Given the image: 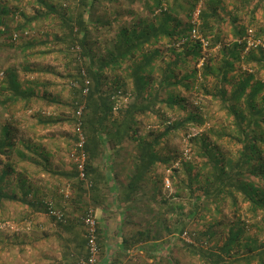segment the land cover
Returning <instances> with one entry per match:
<instances>
[{
  "label": "trees",
  "instance_id": "trees-1",
  "mask_svg": "<svg viewBox=\"0 0 264 264\" xmlns=\"http://www.w3.org/2000/svg\"><path fill=\"white\" fill-rule=\"evenodd\" d=\"M261 8L264 0H0V217L28 199L31 172L51 167L47 145L21 126L68 120L73 141L78 124L86 136L87 179L109 153L130 207L151 199L159 168L170 172L171 199L131 234L154 261L134 262L183 264L189 254L200 264H264V47H246L250 28L264 41ZM49 55L63 62L73 114L41 109L30 126L17 107L61 104L42 77L55 70ZM174 139L186 148H170Z\"/></svg>",
  "mask_w": 264,
  "mask_h": 264
},
{
  "label": "crops",
  "instance_id": "crops-1",
  "mask_svg": "<svg viewBox=\"0 0 264 264\" xmlns=\"http://www.w3.org/2000/svg\"><path fill=\"white\" fill-rule=\"evenodd\" d=\"M47 149L46 155L50 159L51 167L48 170L31 172L28 175V199L22 204L15 203L13 218L16 221H29L32 230L27 231L28 235L23 237V246L15 244L13 264H76L82 257L87 256L86 227L82 217L89 207L95 210L98 220L100 264H139L128 258L141 255L136 252L141 251V244L133 243L134 238L126 232L137 229L145 215H155L159 187L154 182L150 183L146 191L151 199H144L141 206L134 202V206L130 207V202H123L118 194L120 185L114 181L115 178L110 172V160L114 158H110L109 153H101V156L95 158V168L89 171V177L84 182L79 181L73 169L74 163L71 164L73 160L66 153L50 147ZM116 158L123 160L129 157L124 153ZM119 170L126 173L127 168ZM37 175L41 177L39 183L33 181ZM47 197L54 200V207L62 211L65 218L63 220L66 222L59 223L47 214L45 206L39 203L40 199ZM20 209H23V213H20ZM130 237L132 239L128 242ZM143 249L147 250L144 247Z\"/></svg>",
  "mask_w": 264,
  "mask_h": 264
},
{
  "label": "rangeland",
  "instance_id": "rangeland-1",
  "mask_svg": "<svg viewBox=\"0 0 264 264\" xmlns=\"http://www.w3.org/2000/svg\"><path fill=\"white\" fill-rule=\"evenodd\" d=\"M259 17H260V20L264 19V9L263 8L260 9ZM47 30L50 31V28H47ZM37 34L38 35L42 34V32L37 33ZM44 62L46 64L50 63L55 68L53 73L43 74L42 77L54 82V85L50 86L49 88L50 90L53 91V93H56L57 96H59L61 104L54 103L51 105L50 103L46 101L39 100L35 102V104L28 111H25V109L23 108L17 107L15 109L16 115L24 116L23 118H21L20 116V118L22 119V122L27 123L30 126H32L31 124L35 122L34 117H33L34 113L41 109L44 111L46 115L53 114V116H56V117L70 118V116L72 117V114H73L71 107L66 104L68 102L69 95H71V92H70V88L68 84L69 79L68 80L65 79L66 72H63V66H64L63 62L53 58L50 55L44 59ZM107 91H111V89ZM212 105H213L212 109L216 111L218 107L214 104ZM21 127H22L21 129L23 130V133L37 134L38 137L37 136L35 137V141H38V138L41 137L40 143H42V145L46 143L47 147H50L51 149H57L63 154L66 153L67 156L72 159L71 147L73 148L74 144L76 143L75 141H73L74 135L76 134L74 122L68 121V120H61L59 123L50 126L49 130L44 129L42 125H38L36 126V128H31V130H29L28 132H26V129L23 126ZM193 132L196 133V130H194ZM47 133H54L56 134V136L47 137L46 136ZM42 138L44 139L41 140ZM169 145H170V148L178 147L180 150L186 148V144L184 140H181V139L171 140L169 142ZM72 163L73 162L71 161V164ZM125 171L127 173V170ZM157 172H158L157 177H159L158 187H160V191H161L159 193V200H158L160 201L165 196H168L169 198L171 197L172 193L174 192V183L172 181V178H170L169 176L170 172L167 169L165 170V168L161 167L157 170ZM123 173L124 172H122V174ZM167 178L169 179L168 182L166 181ZM47 198L51 199L49 197ZM51 200L54 203V200L53 199ZM15 205L12 209H8L5 212V214L1 215L0 217V264H13V257L16 254L15 244L20 245L19 247L23 246L21 245L23 244L22 242L23 237L28 235L27 231L30 232V230H32L31 228H29V226H31V223L29 221L26 222L25 219L16 221L13 218V212L16 210ZM22 210L23 209H20V212ZM136 228H141V226H138ZM133 231H138V230L130 229L129 231L126 232V234L129 233L131 235ZM260 232L262 233L261 235H264V228L260 230ZM16 236H19V238H17ZM184 236L187 237V239L189 240L188 235L184 234ZM167 237L168 235H165L164 237H162V239L167 238ZM140 244L142 245V247H144L146 242L142 241ZM136 247L137 245H135L134 248ZM136 252L141 254V255H138V258H141V261L143 263H145L146 261L152 263L154 261L153 258L144 256L146 254L143 255L144 253L143 248L141 249V251H136ZM131 257H129L128 260H130ZM131 259L133 261L134 257H132ZM181 261L183 264H200V263H197L196 260L193 259L192 256L189 254H184L183 258H181Z\"/></svg>",
  "mask_w": 264,
  "mask_h": 264
},
{
  "label": "built area",
  "instance_id": "built-area-1",
  "mask_svg": "<svg viewBox=\"0 0 264 264\" xmlns=\"http://www.w3.org/2000/svg\"><path fill=\"white\" fill-rule=\"evenodd\" d=\"M198 13L196 14L197 19ZM247 49L249 48H256L259 46L264 47V41L260 38L255 37L254 30H248V37L246 40ZM205 45L207 42L205 41ZM87 84L89 81H86ZM88 91V88L84 90V93ZM81 110L79 111V113ZM77 132V142L75 144V151L73 152L72 156L77 164L79 177L81 180H87V173H86V161H87V153L85 150L86 144V136L81 129V125L78 124L76 126ZM166 181L168 182L169 179L167 178ZM47 205V214L51 217H55L58 220L64 219V214L62 211L56 209L54 207L53 201L50 199L46 200ZM83 223L86 227V239H87V256L82 257L76 264H100V252L101 246L99 242V232H98V220L95 214V210L92 207H89L83 217ZM30 228V226H29Z\"/></svg>",
  "mask_w": 264,
  "mask_h": 264
}]
</instances>
